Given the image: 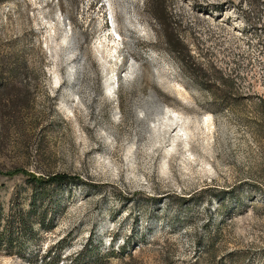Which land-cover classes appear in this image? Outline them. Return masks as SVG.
<instances>
[{
	"label": "rangeland",
	"instance_id": "obj_1",
	"mask_svg": "<svg viewBox=\"0 0 264 264\" xmlns=\"http://www.w3.org/2000/svg\"><path fill=\"white\" fill-rule=\"evenodd\" d=\"M0 264H264V0H0Z\"/></svg>",
	"mask_w": 264,
	"mask_h": 264
},
{
	"label": "trees",
	"instance_id": "obj_2",
	"mask_svg": "<svg viewBox=\"0 0 264 264\" xmlns=\"http://www.w3.org/2000/svg\"><path fill=\"white\" fill-rule=\"evenodd\" d=\"M67 178L64 176H58V177H53L49 180V183H58V182H62V181H66Z\"/></svg>",
	"mask_w": 264,
	"mask_h": 264
}]
</instances>
